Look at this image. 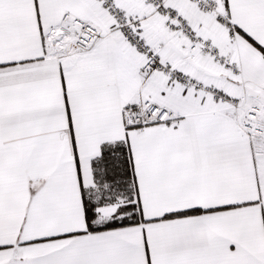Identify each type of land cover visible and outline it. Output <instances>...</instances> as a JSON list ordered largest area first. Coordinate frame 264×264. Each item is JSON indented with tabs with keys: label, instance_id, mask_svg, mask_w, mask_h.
<instances>
[{
	"label": "snow or ice",
	"instance_id": "1",
	"mask_svg": "<svg viewBox=\"0 0 264 264\" xmlns=\"http://www.w3.org/2000/svg\"><path fill=\"white\" fill-rule=\"evenodd\" d=\"M0 264H264V0H0Z\"/></svg>",
	"mask_w": 264,
	"mask_h": 264
}]
</instances>
